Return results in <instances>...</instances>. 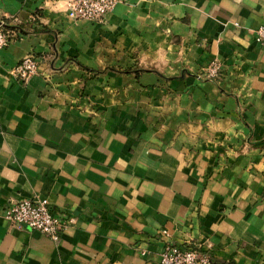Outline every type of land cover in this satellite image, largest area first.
<instances>
[{"label":"crops","instance_id":"0c3cea01","mask_svg":"<svg viewBox=\"0 0 264 264\" xmlns=\"http://www.w3.org/2000/svg\"><path fill=\"white\" fill-rule=\"evenodd\" d=\"M66 4L0 0V214L43 197L74 218L52 239L0 216V264H158L165 240L264 264V0Z\"/></svg>","mask_w":264,"mask_h":264},{"label":"built area","instance_id":"2783aa9c","mask_svg":"<svg viewBox=\"0 0 264 264\" xmlns=\"http://www.w3.org/2000/svg\"><path fill=\"white\" fill-rule=\"evenodd\" d=\"M115 0H67L66 14L72 19L99 20L108 11ZM33 20V15H30ZM254 38L264 45V15L261 22L253 30ZM10 33L0 22V48L10 39ZM37 58L32 53L24 54L10 68L9 72L19 80H24L35 72ZM219 64L215 60L207 63L203 75L217 74ZM0 216L10 225L26 226L57 239L60 230L74 221L72 216L53 211L48 200L43 197H22L10 200L3 208ZM158 264H210L209 257L196 247L186 242L165 240L157 252Z\"/></svg>","mask_w":264,"mask_h":264}]
</instances>
